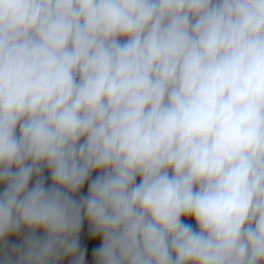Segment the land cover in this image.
Masks as SVG:
<instances>
[{
	"label": "clouds",
	"instance_id": "1",
	"mask_svg": "<svg viewBox=\"0 0 264 264\" xmlns=\"http://www.w3.org/2000/svg\"><path fill=\"white\" fill-rule=\"evenodd\" d=\"M0 185L3 264H264V0H0Z\"/></svg>",
	"mask_w": 264,
	"mask_h": 264
},
{
	"label": "crops",
	"instance_id": "2",
	"mask_svg": "<svg viewBox=\"0 0 264 264\" xmlns=\"http://www.w3.org/2000/svg\"><path fill=\"white\" fill-rule=\"evenodd\" d=\"M3 190V185H0V191ZM87 192V183L85 184L84 188L81 191V194H86ZM90 233L89 231V225L87 221L85 220L82 230H81V235H80V242H81V247L87 249L86 255H85V264H93L92 260V249L99 247L101 243V238H95L91 239L88 238V234ZM23 233H21L18 236H10L7 241V245L10 248L11 245L13 244H19L23 240ZM38 235H42V233H38ZM5 255V249L0 246V264H3V259ZM59 264H72V258L71 257H66L63 258Z\"/></svg>",
	"mask_w": 264,
	"mask_h": 264
},
{
	"label": "trees",
	"instance_id": "3",
	"mask_svg": "<svg viewBox=\"0 0 264 264\" xmlns=\"http://www.w3.org/2000/svg\"><path fill=\"white\" fill-rule=\"evenodd\" d=\"M95 175H96V173L93 174V178H94ZM44 176H45L46 184H50V182H51V181H50V175H49V173L47 172V170H45V172H44ZM184 222H186V223H191V224L193 225V227L196 226L194 220L187 219V220H185ZM90 238H91V239H95V238H92V237H91V233H90ZM96 238H99V237H96Z\"/></svg>",
	"mask_w": 264,
	"mask_h": 264
},
{
	"label": "rangeland",
	"instance_id": "4",
	"mask_svg": "<svg viewBox=\"0 0 264 264\" xmlns=\"http://www.w3.org/2000/svg\"><path fill=\"white\" fill-rule=\"evenodd\" d=\"M88 236V238H90V233L87 235ZM100 238V237H99Z\"/></svg>",
	"mask_w": 264,
	"mask_h": 264
}]
</instances>
